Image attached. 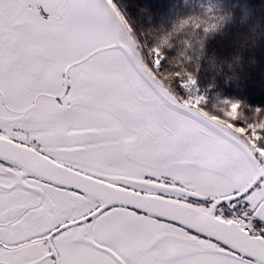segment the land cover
<instances>
[{
	"label": "snow or ice",
	"instance_id": "1",
	"mask_svg": "<svg viewBox=\"0 0 264 264\" xmlns=\"http://www.w3.org/2000/svg\"><path fill=\"white\" fill-rule=\"evenodd\" d=\"M118 0H0V264H264V121L159 75ZM232 209L233 212H229Z\"/></svg>",
	"mask_w": 264,
	"mask_h": 264
},
{
	"label": "clouds",
	"instance_id": "2",
	"mask_svg": "<svg viewBox=\"0 0 264 264\" xmlns=\"http://www.w3.org/2000/svg\"><path fill=\"white\" fill-rule=\"evenodd\" d=\"M249 21H251L249 23ZM228 25L235 26L227 51L217 50L208 41L226 30ZM261 31L259 20L249 9H240L228 0H180L178 7L159 21L145 22L139 34L131 31L129 35L142 46L147 41V50L159 49L164 59L159 75L162 83L175 90L177 79L197 80L211 83L216 77L228 80L243 70L254 58L244 55L255 45ZM202 105H209L210 114L236 108L237 120L246 119L244 108L236 99H217L213 94L204 92ZM197 94V93H196ZM264 121V111L254 108L251 122Z\"/></svg>",
	"mask_w": 264,
	"mask_h": 264
},
{
	"label": "trees",
	"instance_id": "3",
	"mask_svg": "<svg viewBox=\"0 0 264 264\" xmlns=\"http://www.w3.org/2000/svg\"><path fill=\"white\" fill-rule=\"evenodd\" d=\"M228 2L234 4L238 12L242 8L251 10L252 15L259 20L261 31L258 39L255 45L244 53L246 57H253L254 62L245 65L242 71L228 80L216 77L211 83H208L197 79L193 86L197 94H203L201 91L203 89L204 92L215 95L217 99L239 100L244 108L246 119L237 120V123L245 124L251 122L254 108L264 111V0H228ZM179 4L180 0H118L121 13H124L122 15L125 16L132 30L138 34L145 22L163 19L170 10L178 7ZM234 32L235 26L228 25L224 32L218 33L207 43L212 48L227 51L230 48L229 41ZM142 47L147 49V41H144ZM178 81L179 79L176 83ZM252 82H257L260 87H254ZM202 106L205 109L209 107L207 104Z\"/></svg>",
	"mask_w": 264,
	"mask_h": 264
},
{
	"label": "rangeland",
	"instance_id": "4",
	"mask_svg": "<svg viewBox=\"0 0 264 264\" xmlns=\"http://www.w3.org/2000/svg\"><path fill=\"white\" fill-rule=\"evenodd\" d=\"M122 14H124V13L122 12ZM144 47L146 48V46H144ZM252 85L254 87H260V84H258L257 82H252ZM175 87L179 90L178 91V94L179 95L186 97L189 94V91L190 90L189 89H184L183 86H182V84H181V82H180V80L175 84ZM193 89H194V86H193Z\"/></svg>",
	"mask_w": 264,
	"mask_h": 264
},
{
	"label": "built area",
	"instance_id": "5",
	"mask_svg": "<svg viewBox=\"0 0 264 264\" xmlns=\"http://www.w3.org/2000/svg\"><path fill=\"white\" fill-rule=\"evenodd\" d=\"M240 212H243V210L235 212L234 214H237V213H240ZM245 218H246L247 222L251 224V228L249 229V231L253 233L255 231V226H254V223H253L252 214L249 211H247V216Z\"/></svg>",
	"mask_w": 264,
	"mask_h": 264
},
{
	"label": "flooded vegetation",
	"instance_id": "6",
	"mask_svg": "<svg viewBox=\"0 0 264 264\" xmlns=\"http://www.w3.org/2000/svg\"><path fill=\"white\" fill-rule=\"evenodd\" d=\"M261 235H264V225H263V227H262V230H261Z\"/></svg>",
	"mask_w": 264,
	"mask_h": 264
}]
</instances>
